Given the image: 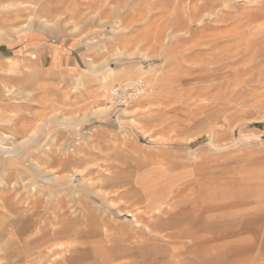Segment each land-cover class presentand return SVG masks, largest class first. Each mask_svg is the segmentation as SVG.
Listing matches in <instances>:
<instances>
[{
    "label": "rangeland",
    "instance_id": "1",
    "mask_svg": "<svg viewBox=\"0 0 264 264\" xmlns=\"http://www.w3.org/2000/svg\"><path fill=\"white\" fill-rule=\"evenodd\" d=\"M50 1L0 0V264H264V0Z\"/></svg>",
    "mask_w": 264,
    "mask_h": 264
},
{
    "label": "bare ground",
    "instance_id": "2",
    "mask_svg": "<svg viewBox=\"0 0 264 264\" xmlns=\"http://www.w3.org/2000/svg\"><path fill=\"white\" fill-rule=\"evenodd\" d=\"M49 1V0H48ZM52 2V0L50 1V3ZM54 3V2H53ZM57 3V2H56ZM77 5V4H76ZM3 6H5V5H3ZM262 11H264V10H262ZM261 11V12H262ZM262 13H264V12H262ZM264 16V15H263ZM262 17V16H261ZM49 18H50V16H49ZM13 22H15V21H13ZM252 24V23H251ZM15 25V24H14ZM13 25V26H14ZM7 79V78H6ZM3 81V80H2ZM155 81V80H154ZM157 81V80H156ZM3 83V82H2ZM9 87V86H8ZM13 88V87H12ZM16 89V88H15ZM10 93H12L11 91L10 92H8L7 94H10ZM3 94V93H2ZM13 108L14 109H16V107L15 106H13ZM0 152H1V150H0ZM0 161H3V159L2 158H0ZM32 187H34V186H32ZM33 189V188H32ZM19 191V190H18ZM33 191V190H32ZM31 193V192H30ZM62 194V193H61ZM11 196V195H10ZM34 196V194H32L31 195V197H33ZM31 197H25V200L26 201H29V202H32L33 203V207H34V204H36V200H31ZM9 200V199H8ZM5 200L3 199V198H0V210L2 211V210H4L8 205H6L5 206ZM9 202V201H8ZM7 202V203H8ZM40 205V204H39ZM10 207H13L12 205H10ZM32 207V209H30L31 210V213H34L33 212V210H34V208ZM16 209H18V208H10V215H15L16 216V214L18 215V217L21 219L22 217H23V219H26L28 216V214L27 215H20L18 212H17V210ZM41 209V208H40ZM53 209H54V212H52V214L54 215V216H52V221H51V223L50 224H46V225H44V226H37L36 227V231H35V234H36V236L34 237V239H32V244H36L37 246H40V247H44L45 248V250H47V251H45V255L43 256V257H40L39 258V256L37 257V258H39L40 260H43V259H45V258H52L53 256H55V255H57V253H60V252H57V253H55L50 247H45V246H48L49 245V243L52 241V239L54 238V236L55 237H59V238H61L62 236H67L68 234V228L65 226V224H64V222L66 221V219L64 218H61V211H62V209H63V205L62 204H57L56 206H54L53 207ZM38 214V213H37ZM30 215V214H29ZM33 215V214H32ZM17 217V216H16ZM16 220H18V218H16ZM37 223V222H36ZM77 231H74V233H76ZM75 237V236H74ZM65 238V237H64ZM91 242V241H90ZM97 246V245H96ZM99 246V245H98ZM72 250H74V249H72ZM93 252V251H92ZM41 255V254H40ZM70 257H72V256H70ZM68 258V257H67ZM72 259V258H71ZM46 261V260H45ZM71 261V260H70ZM70 261H68V262H70ZM65 262H66V260H65Z\"/></svg>",
    "mask_w": 264,
    "mask_h": 264
},
{
    "label": "built area",
    "instance_id": "3",
    "mask_svg": "<svg viewBox=\"0 0 264 264\" xmlns=\"http://www.w3.org/2000/svg\"><path fill=\"white\" fill-rule=\"evenodd\" d=\"M146 92L147 85L143 79L124 82L108 90L106 103L113 105L115 109H125L141 99Z\"/></svg>",
    "mask_w": 264,
    "mask_h": 264
}]
</instances>
